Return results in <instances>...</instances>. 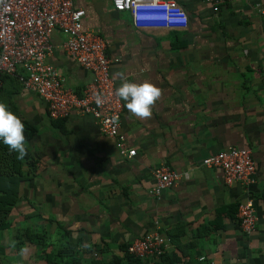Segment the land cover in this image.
I'll use <instances>...</instances> for the list:
<instances>
[{
	"label": "crops",
	"instance_id": "0c3cea01",
	"mask_svg": "<svg viewBox=\"0 0 264 264\" xmlns=\"http://www.w3.org/2000/svg\"><path fill=\"white\" fill-rule=\"evenodd\" d=\"M177 1L189 23L172 30L137 29L111 0H75L86 11L85 28L107 39L109 56L120 57L112 72L153 83L163 95L150 120L124 108L122 130L134 157L91 116L52 119L41 97L24 89L16 95L38 127L27 144L39 163L21 184L12 225L0 232V264H47L65 229L67 240L80 239L82 264H137L124 248L155 231L172 235L165 252L180 258L173 264H264V0H230L217 13L204 0ZM65 39L55 30L49 61L82 93L92 75L64 51ZM115 80L117 87L123 82ZM231 145L251 148L257 165L253 235L237 217L246 188L226 184L222 169L202 163ZM163 164L183 176L156 196L153 171Z\"/></svg>",
	"mask_w": 264,
	"mask_h": 264
},
{
	"label": "built area",
	"instance_id": "2783aa9c",
	"mask_svg": "<svg viewBox=\"0 0 264 264\" xmlns=\"http://www.w3.org/2000/svg\"><path fill=\"white\" fill-rule=\"evenodd\" d=\"M204 1L217 13L230 0ZM111 2L115 10L130 12L137 29L174 30L189 23L187 10L177 0ZM85 14V9L75 6V0H0V86L4 75L17 77L24 90L47 102L52 119H65L72 112L91 116L104 134L115 139L124 156L134 157L137 149L127 146L121 123L125 104L116 96L118 87L112 72V64L121 59L108 55L107 39L85 28ZM57 29L66 35L64 51L92 75L82 93L67 85L61 71L49 61ZM98 95L103 97L102 105L96 102ZM202 163L222 169L226 184L238 182L246 188L247 199L239 204L237 217L244 233H256L259 218L250 196V187L257 182L252 149L231 145L205 157ZM153 175L156 181L151 193L160 196L183 173L163 164L154 169ZM169 242L170 237L155 231L135 239L128 250L141 259L155 260L165 253Z\"/></svg>",
	"mask_w": 264,
	"mask_h": 264
},
{
	"label": "trees",
	"instance_id": "16d2710c",
	"mask_svg": "<svg viewBox=\"0 0 264 264\" xmlns=\"http://www.w3.org/2000/svg\"><path fill=\"white\" fill-rule=\"evenodd\" d=\"M2 79L0 102L5 103L10 111L22 119L25 125V143L28 155L23 160L17 159V153L10 151L8 146L0 140V232L12 225L11 212L21 199V184L34 178L39 163L27 144L37 135L38 127L23 116L15 98L23 87L15 76L4 75ZM67 233L69 234V231L65 229L62 245L53 252L52 256H47V264H82L80 239L78 241L67 240ZM170 237L172 238V235ZM29 238L30 240L34 239L33 233ZM90 249L92 248L90 247ZM1 250L2 246L0 245V252ZM124 250L129 253L128 246ZM128 257L137 264H141L143 260L134 255H128ZM160 259V263L156 264H173L180 260L179 257L172 256L168 252H165Z\"/></svg>",
	"mask_w": 264,
	"mask_h": 264
},
{
	"label": "clouds",
	"instance_id": "9594fccd",
	"mask_svg": "<svg viewBox=\"0 0 264 264\" xmlns=\"http://www.w3.org/2000/svg\"><path fill=\"white\" fill-rule=\"evenodd\" d=\"M113 78L123 81L116 89V96L125 102L129 114L141 120H150L153 116V108L163 95L162 89L147 81L129 82L125 73L119 70L113 73ZM96 102L102 105L103 97L98 95ZM0 140L10 151L17 153V159L23 160L28 155L25 125L22 119L10 111L3 102H0ZM26 251L27 248L21 249V254Z\"/></svg>",
	"mask_w": 264,
	"mask_h": 264
}]
</instances>
